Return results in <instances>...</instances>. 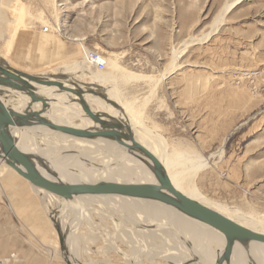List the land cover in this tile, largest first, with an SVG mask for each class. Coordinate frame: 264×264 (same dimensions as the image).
Instances as JSON below:
<instances>
[{
	"label": "rangeland",
	"instance_id": "rangeland-1",
	"mask_svg": "<svg viewBox=\"0 0 264 264\" xmlns=\"http://www.w3.org/2000/svg\"><path fill=\"white\" fill-rule=\"evenodd\" d=\"M226 1L0 0V60L28 74L53 77L63 67L84 62L86 49L100 46L98 52L122 68L108 66L99 75L113 84L97 89L79 73L71 75L73 81L98 96L116 89L146 134L157 135L172 157L187 152L207 159L208 167L192 176L201 195L222 206L237 223L256 224V231L264 234V86L255 92L245 79L247 73L264 70V0H242L207 42L187 48L178 68L162 78L176 49L212 31ZM18 10L24 11L22 18ZM16 20L19 24L12 23ZM4 165L0 164L1 206L12 200L10 189L28 183ZM35 191L46 203L52 243L62 264H126L114 248L130 254V247L120 236L112 238V220L94 210L80 218L77 257L68 247V231L63 232L59 215L56 220L47 209V200L56 197ZM90 212L91 224L86 222ZM8 215L16 224L12 211Z\"/></svg>",
	"mask_w": 264,
	"mask_h": 264
},
{
	"label": "bare ground",
	"instance_id": "bare-ground-1",
	"mask_svg": "<svg viewBox=\"0 0 264 264\" xmlns=\"http://www.w3.org/2000/svg\"><path fill=\"white\" fill-rule=\"evenodd\" d=\"M241 1L227 0L220 14L215 19L211 32L196 40L186 41L183 48L176 49L173 52L169 68L162 75V78H166L178 68V61L184 55L187 48L196 42H207L219 30L227 13ZM18 12L20 13V18H22L24 11L18 10ZM18 20L11 22L19 24ZM9 27L7 28L11 29ZM7 28H5L6 31ZM76 41L83 40L78 38ZM8 44L10 46L12 41H9ZM100 49V46L95 48L96 51L86 49L85 57H83L84 62L63 67L61 70L56 71L55 74L53 73V77H44L50 80L62 81L66 86L74 87L69 83L72 80V83L79 86L80 89H87L88 87L83 84L80 85L73 81L76 79L71 75L79 73L81 78H90L92 84L97 86V89L112 85L113 80L111 78L107 77V80H100L99 75H101L102 71L91 67L89 64L91 60L90 55L98 52ZM103 61L106 62L107 67L114 66L117 69H122L117 62L110 59L106 58ZM133 77L142 78L138 75H133ZM5 93L4 95H0V99L7 108L18 113H26L28 111L31 99L27 95L11 90H5ZM35 93L38 97L44 98L49 103V108L42 114L43 118L62 126L85 129L93 126V123L85 117L80 104L73 102V100L77 99L73 94L61 92L54 87L40 85H35ZM105 96L116 106H113L111 102L105 101L100 96L85 95V100L91 109L95 110V113H105L129 126L134 133L135 140L161 161L169 179L177 190L188 198L234 220L222 206L211 203L202 196L192 181V176L196 172L208 167L207 159L187 152H180L176 157H172L167 153L165 145H163L157 135L153 133L146 134L145 128L143 129L144 126L139 121L138 116L131 113L130 104L120 98L119 92L116 89H108ZM41 109L42 104L38 103L33 105L31 111L40 112ZM76 120L79 121V124L75 123ZM56 121H59V123ZM60 122H64L65 124H61ZM11 133L17 140L18 147L23 152L43 158L46 165L59 175V180L65 183H157L150 160L143 156L148 161L147 163L144 162L138 156H142L141 153L138 151L131 152L113 141L102 139L91 141L73 138L41 126L11 128ZM129 144L131 143L129 142ZM223 152L224 150L221 148L220 153L223 154ZM0 161L5 164V169L8 172L10 170L16 172L1 158ZM1 162L0 164H2ZM39 170L47 177L55 179L50 177L41 165H39ZM16 174L20 176L17 172ZM33 188L45 192L34 186ZM56 198L55 200L53 198L47 200V209L51 208L52 215L56 216V220L59 215L62 221L63 232L68 231V247L75 255H77L76 250L79 242L78 229L76 228L82 225L83 221L80 223V218L85 213L94 210V213H98L97 215L102 219L112 220L114 224L112 238L120 236L130 247V254L122 250L120 251L118 247L114 248L116 249V253L120 257L122 256L121 258L126 264H218L222 261L226 246L225 236L212 227L191 219L166 204L117 194L81 195L75 196L72 200L62 199L63 201L60 203ZM73 200L74 202H72ZM100 208L106 213L104 216L108 217L102 216ZM88 215L86 222L91 224V212ZM71 217L73 218L72 221L70 220ZM150 226L155 228H148ZM244 227L257 232L255 229L256 224ZM107 236L111 237V234L108 232ZM113 242H116V239ZM77 257L79 256L77 255ZM222 264H264V244L258 242H249L248 244L236 243L230 260H223Z\"/></svg>",
	"mask_w": 264,
	"mask_h": 264
},
{
	"label": "water",
	"instance_id": "water-1",
	"mask_svg": "<svg viewBox=\"0 0 264 264\" xmlns=\"http://www.w3.org/2000/svg\"><path fill=\"white\" fill-rule=\"evenodd\" d=\"M35 85L54 87L61 92L73 94L75 101L80 104L83 113L93 126L90 128H76L62 126L42 117L49 108V103L35 93ZM66 86L62 81L50 80L47 77L28 74L10 66L5 60H0V95L5 90L27 95L31 101L26 113H18L6 107L0 99V158L15 170L22 178L30 182L35 188L41 189L59 199L72 200L81 195H122L138 199L157 201L171 206L191 219L200 221L218 232L226 239V246L222 261H229L236 243L248 244L258 242L264 244V234L255 232L242 226L225 215L195 201L177 190L165 170L161 161L143 145L135 140L132 129L121 120L105 113H95L85 100V95L98 96L94 90L80 89ZM99 97V96H98ZM109 101L105 95H100ZM42 104L40 112L31 111L34 104ZM113 106H116L111 102ZM41 126L54 132L62 133L73 138L85 140H108L125 147L131 152L138 151L141 160H150L156 184H119L114 182H101L98 184H69L59 180V175L49 168L43 158L23 152L17 145V140L11 133V128H26ZM129 142L131 144H129ZM146 157V159L144 157ZM39 165L47 171L51 179L39 170ZM61 250L66 254L65 238L57 226ZM220 261L218 264H222ZM71 264V262H67Z\"/></svg>",
	"mask_w": 264,
	"mask_h": 264
},
{
	"label": "crops",
	"instance_id": "crops-1",
	"mask_svg": "<svg viewBox=\"0 0 264 264\" xmlns=\"http://www.w3.org/2000/svg\"><path fill=\"white\" fill-rule=\"evenodd\" d=\"M75 123L79 124V121ZM8 193L12 200L5 206L0 205V212H5L3 226H0V261L16 253L22 264H62L52 243L53 233L46 219V203L42 195L29 182H21L19 189H10ZM9 211H12L16 224L12 225Z\"/></svg>",
	"mask_w": 264,
	"mask_h": 264
},
{
	"label": "built area",
	"instance_id": "built-area-1",
	"mask_svg": "<svg viewBox=\"0 0 264 264\" xmlns=\"http://www.w3.org/2000/svg\"><path fill=\"white\" fill-rule=\"evenodd\" d=\"M45 31H48L47 28H45ZM91 60L89 62L90 66L93 68H98L99 71H103L106 69L107 65L106 62L103 61V59H106L103 57V55L99 52H94L91 55ZM245 79L250 82L249 86L254 89L255 92H260V89L258 86H264V70L259 71H252L251 73H247L245 75ZM0 264H22L18 260V255L16 253L11 254L9 257L4 258L0 261Z\"/></svg>",
	"mask_w": 264,
	"mask_h": 264
}]
</instances>
